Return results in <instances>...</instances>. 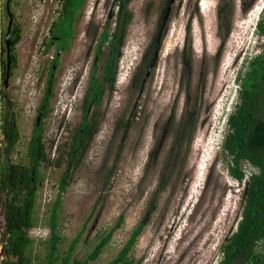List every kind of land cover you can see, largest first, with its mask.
<instances>
[{
	"label": "rangeland",
	"instance_id": "rangeland-1",
	"mask_svg": "<svg viewBox=\"0 0 264 264\" xmlns=\"http://www.w3.org/2000/svg\"><path fill=\"white\" fill-rule=\"evenodd\" d=\"M221 1L234 7L232 28L225 43L218 33L217 9ZM6 2L0 0V60L2 34L5 36L9 25L3 9ZM112 2L89 1L81 35H77V25L75 37L58 59L56 82L44 121L46 154L51 162L40 166L33 227L28 231L31 242L26 250L30 264H48L50 260L51 213L59 194L67 150L82 120L96 45ZM263 8L264 0H176L157 68L141 99L143 112L125 136L117 158L124 131H116V123L120 116L126 119L135 104L137 93L127 87L152 34L159 29L157 20L162 10V0L130 3L134 20L114 92L106 90L100 130L74 171L58 207L56 234L61 240L55 264H62L77 237L70 264L74 259H85L100 235L111 229L122 213L123 225L100 257L90 264H108L146 217L144 231L132 252L142 260L141 264L220 262L222 245L237 229L245 188L255 171L244 163V181L233 178L230 164L222 154V143L228 117L238 100V74L245 71L246 59L260 52L264 44V36L257 30ZM10 13L19 39L12 50L10 45V61L8 53L3 54L5 69L9 66L10 70L7 85L0 63V124L5 113L8 121L14 120L19 139L7 149L0 132V150L8 163L28 166V146L57 50L50 37L59 17L60 1L11 0ZM188 38L190 73L181 55ZM102 64L100 61L99 65ZM197 96L202 104L189 153L182 150L175 155L171 150L175 134L187 110L192 108L193 102L187 104L188 100ZM114 163L115 173L106 188L104 175ZM164 172L171 176L169 186L151 209L153 190ZM6 244L4 233L3 259ZM259 249L264 250V244Z\"/></svg>",
	"mask_w": 264,
	"mask_h": 264
},
{
	"label": "trees",
	"instance_id": "trees-1",
	"mask_svg": "<svg viewBox=\"0 0 264 264\" xmlns=\"http://www.w3.org/2000/svg\"><path fill=\"white\" fill-rule=\"evenodd\" d=\"M79 4V0L69 1L70 6L68 9L74 8ZM3 9L5 14L7 12L6 4L3 6ZM233 13L234 7L231 3L227 1L219 3L217 9L218 33L222 36L223 43H225L231 32ZM131 17L132 15L128 14L127 23ZM69 28L70 26H66L67 30ZM257 30L264 36V8L257 22ZM58 34L56 21L54 23L53 35ZM6 35L7 33L5 36L2 34L1 41L2 57L0 63L3 80H5L7 73L5 69L6 61L3 59L5 51L8 52L5 41ZM109 36L110 34L106 32L100 39L97 48V56L99 58L83 99L82 120L73 134L70 147L67 150L66 166L60 179L59 194L51 213V244L48 264H55L58 260L56 255L61 238L56 234L57 211L62 201V194L70 185L74 171L81 165L95 136L100 130L104 119V113H102L101 108L106 90L109 88L113 91L114 88L116 67L115 61L113 64H110L108 61L111 49V45H109V49L107 46ZM18 39L19 30L14 25L10 38L11 50ZM188 43L189 38L186 40L181 55L183 63L187 65V72L190 73L191 64L188 56L190 54L187 55ZM103 46H106L107 50L102 52ZM11 53L10 57H12ZM55 59L57 60V57ZM100 61L103 62L102 65H99ZM157 64L158 60L153 66L154 69L157 68ZM244 68H246L245 71L241 70L237 77V82L239 83L238 100L235 109L230 113L227 120V129L222 143V154L230 164L229 172L231 176L238 182H243L246 176L243 169L244 163H248L255 171L247 182L248 189L245 192L241 219L238 222L236 231L222 245V258L218 264H264V250L259 249V245L264 244V44L260 52L251 56L250 59H246ZM100 69L101 72L99 71ZM53 73L54 70L51 68V74ZM54 81L50 76L39 111H41L42 105L52 96V92L49 93V88L51 91L53 90ZM1 99H4V97L2 96ZM190 102H193L192 108L191 110H187L185 119L181 121L180 127L175 134V141L171 147L175 155L181 153L182 150H184V154L189 153L190 145L196 132L200 104H202L201 98L197 96L195 99H189L187 104ZM138 112V108L133 105L126 119L120 116L116 123V131L119 129L120 131L123 130L124 134L129 132L136 123L134 118ZM45 118L46 113L42 115L41 121L39 123L36 122L33 128L28 146V166L21 163H8L3 159V152L0 150V216L2 209H4L6 222L4 232L7 239L5 257L2 264H30L26 256V250L31 242L28 231L33 227L34 208L40 182V166L43 163L51 162L47 157L44 142ZM0 132L7 143V149L19 139V132L14 120L8 121L5 113L1 117ZM125 138H123L122 144L119 146L117 158L123 149ZM117 158L115 163L117 162ZM115 163L104 175V187L106 188L110 186L111 179L114 176ZM170 177L165 172L159 177L157 186L152 193L150 201L151 209L156 207L160 196L168 188ZM147 219L148 217L132 230L127 242L108 264L142 263V260L136 259L132 255V252L144 231ZM124 221L125 215L122 213L116 224L100 235L99 242L85 259H74L72 264H90L96 261L112 240L114 233L121 228ZM78 239L79 237L72 242L62 264H70V259Z\"/></svg>",
	"mask_w": 264,
	"mask_h": 264
},
{
	"label": "flooded vegetation",
	"instance_id": "flooded-vegetation-1",
	"mask_svg": "<svg viewBox=\"0 0 264 264\" xmlns=\"http://www.w3.org/2000/svg\"><path fill=\"white\" fill-rule=\"evenodd\" d=\"M59 1H60V13H59V17L57 19V26H58L59 34L53 35V30H54V24H53V28L51 29V37H50L51 43H53V45L57 44V50H56L55 57H54V60L52 62L53 64L51 67V68H53L54 73L51 74V69H50V74L47 78V86L46 87H48L50 76L52 79L55 80L54 83L56 82L55 73H56L58 66H59L58 59L68 49L70 42L75 37V35H76V29L75 28L77 25H78L77 35L78 36L81 35V33H82L81 32V26L86 24L85 19H86V14H87V7L89 5L90 0H79L80 4L74 8H70V9H68L70 6L69 1H75V0H59ZM132 1L133 0H113V2L111 4L110 12L108 14L107 23L102 28V31H101L99 38H98V44L96 45V50H95V58H94L93 65H92L91 71H90L89 80L92 76L93 70H94V68L97 64V60L99 58L97 56L98 55L97 54V48L99 46L100 39L106 32H108L110 34L109 40L107 42L108 49H109V45H111V49H110V53H109L110 57H109L108 61L110 64H113L115 61V67H116L115 84H114L113 90L115 89V85L117 82V75H118V71H119L120 61H121V58L123 56V52H124V48L126 45L128 32H129V28H130V26L134 20V14L132 13V10H129V6H130V3ZM175 2H176V0H175ZM175 2L173 4L172 8L169 9L170 4H171V0H162V10H161L159 19L157 20V29L158 28L159 29L155 34L154 33L152 34V36L148 42V45L146 46V48L142 54L141 60L138 63V65L135 67L134 72L132 73L130 82L128 84L127 88L130 90L132 89V91L135 92V94L137 93L134 107L138 108L139 112L137 113V115L134 118L135 122H137V120H139L140 115L143 112L142 111V105L140 104L141 99H142V96L145 92L146 85L148 84L149 80H151L153 73L156 69V68L154 69L153 63L155 61L156 53L159 51L161 52L160 46H161V43H162L163 38L165 36V33L167 31ZM128 14H131L132 17H131L130 21L127 23ZM87 23H89V22H87ZM66 26H70L69 30L66 29ZM7 30H8V28H7ZM11 33H12V27H11L10 34ZM105 50H107V48H106V46H103L102 52ZM159 55H160V53H159ZM56 57H57V60L55 59ZM7 60L10 61L8 58H7ZM158 61H159V59H158ZM99 71L101 72V69ZM149 71L151 73H150V76L147 77V74ZM53 86H54V84H53ZM46 90H47V88H46ZM50 92H52V94H53V90L51 91V89L49 88V93ZM51 98H52V96L50 97V99ZM50 99L47 100L44 105H42L41 111H39V118L37 120V123H39L41 121L42 115L44 113H46V116H47L48 110H49ZM44 121H45V119H44ZM118 131L120 132V129ZM128 134H129V132L125 133L124 137L125 136L127 137ZM245 192H246V188H245Z\"/></svg>",
	"mask_w": 264,
	"mask_h": 264
},
{
	"label": "water",
	"instance_id": "water-1",
	"mask_svg": "<svg viewBox=\"0 0 264 264\" xmlns=\"http://www.w3.org/2000/svg\"><path fill=\"white\" fill-rule=\"evenodd\" d=\"M10 2H11V0H7V2H6V9H7L8 17H9V25H8L7 35H6V38H5L6 46H7V50H8V59H9V55L11 53L9 37H10L11 27H12V24H13V15L10 13ZM174 2H175V0H171V4H170L169 9L172 8ZM159 53H160V51L156 53L155 61H154L153 65L159 59ZM150 71L148 72L147 77L150 76V73H151ZM9 78H10V70H9V66H8V70H7V73H6V78L4 80V84L5 85L8 84ZM247 189H248V186H246V190ZM5 225H6L5 214H4V209H2L1 216H0V246L2 247V250L0 252V264H2L3 253H4V233H5L4 231H5Z\"/></svg>",
	"mask_w": 264,
	"mask_h": 264
},
{
	"label": "clouds",
	"instance_id": "clouds-1",
	"mask_svg": "<svg viewBox=\"0 0 264 264\" xmlns=\"http://www.w3.org/2000/svg\"><path fill=\"white\" fill-rule=\"evenodd\" d=\"M259 42H260V39H259ZM262 43L260 42L259 45H261Z\"/></svg>",
	"mask_w": 264,
	"mask_h": 264
},
{
	"label": "bare ground",
	"instance_id": "bare-ground-1",
	"mask_svg": "<svg viewBox=\"0 0 264 264\" xmlns=\"http://www.w3.org/2000/svg\"><path fill=\"white\" fill-rule=\"evenodd\" d=\"M0 251H1V246H0Z\"/></svg>",
	"mask_w": 264,
	"mask_h": 264
}]
</instances>
